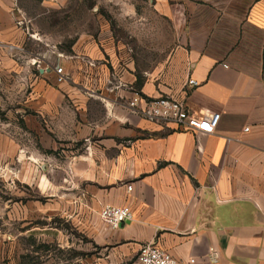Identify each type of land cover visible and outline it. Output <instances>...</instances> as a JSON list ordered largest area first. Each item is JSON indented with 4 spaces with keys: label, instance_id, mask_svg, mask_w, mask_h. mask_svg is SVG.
<instances>
[{
    "label": "crops",
    "instance_id": "0c3cea01",
    "mask_svg": "<svg viewBox=\"0 0 264 264\" xmlns=\"http://www.w3.org/2000/svg\"><path fill=\"white\" fill-rule=\"evenodd\" d=\"M150 6L140 26L152 42L138 52L111 42L63 61L66 75L83 78L87 88L67 96L86 117L100 109V121L85 131L93 151L86 176L108 181L96 199L100 207L128 205L133 212L113 233L128 246L123 257L153 243L178 264H264V79L257 54L264 0ZM158 19L165 27L159 44ZM56 92L49 96L60 102L66 95ZM134 92L174 98L198 117L219 114L218 125L204 135L148 121L127 106Z\"/></svg>",
    "mask_w": 264,
    "mask_h": 264
},
{
    "label": "rangeland",
    "instance_id": "374dc122",
    "mask_svg": "<svg viewBox=\"0 0 264 264\" xmlns=\"http://www.w3.org/2000/svg\"><path fill=\"white\" fill-rule=\"evenodd\" d=\"M155 1L0 2V264L135 260L136 254L122 256L127 245L99 218L96 195L108 181L97 173L86 176L93 151L85 131L100 121V109L86 117L79 101L67 96L85 95L84 79L69 74L59 87L52 71L90 45L113 42L138 52L139 44L152 42L141 31L140 16ZM164 28L158 19L157 44L164 41ZM257 54L264 79V39ZM38 65L48 71L40 75ZM52 90L66 96L55 101Z\"/></svg>",
    "mask_w": 264,
    "mask_h": 264
},
{
    "label": "built area",
    "instance_id": "2783aa9c",
    "mask_svg": "<svg viewBox=\"0 0 264 264\" xmlns=\"http://www.w3.org/2000/svg\"><path fill=\"white\" fill-rule=\"evenodd\" d=\"M224 66L226 67V65ZM41 69L44 71L43 67ZM53 73L55 83L58 85L65 83L68 79L64 67L59 64L53 69ZM188 85L195 88L198 83L194 80H189ZM127 106L148 121L172 122L178 129L194 134L209 135L214 133L220 117L219 114L215 113L198 117L183 102L174 98L158 97L147 99L141 97L137 92L132 94ZM131 189L132 186L130 184L127 185V190L131 191ZM99 218L105 227L117 230L125 223L133 220V212L128 205H103L99 211ZM131 264L178 263L169 253L159 249L153 243H145L139 247L136 258Z\"/></svg>",
    "mask_w": 264,
    "mask_h": 264
},
{
    "label": "water",
    "instance_id": "95a60500",
    "mask_svg": "<svg viewBox=\"0 0 264 264\" xmlns=\"http://www.w3.org/2000/svg\"><path fill=\"white\" fill-rule=\"evenodd\" d=\"M41 72H43V70H41Z\"/></svg>",
    "mask_w": 264,
    "mask_h": 264
}]
</instances>
